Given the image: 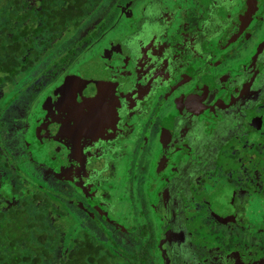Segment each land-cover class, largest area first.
I'll return each instance as SVG.
<instances>
[{
	"label": "flooded vegetation",
	"instance_id": "af4514ba",
	"mask_svg": "<svg viewBox=\"0 0 264 264\" xmlns=\"http://www.w3.org/2000/svg\"><path fill=\"white\" fill-rule=\"evenodd\" d=\"M82 1L0 85V189L55 201L93 264H264V0Z\"/></svg>",
	"mask_w": 264,
	"mask_h": 264
},
{
	"label": "trees",
	"instance_id": "16d2710c",
	"mask_svg": "<svg viewBox=\"0 0 264 264\" xmlns=\"http://www.w3.org/2000/svg\"><path fill=\"white\" fill-rule=\"evenodd\" d=\"M53 3L55 2L51 0L43 2L40 10L46 12L40 15L33 10L34 7L23 11L20 5L25 3L21 0H0V85H12L19 70L31 66V62L37 57L35 48L30 55L24 57L25 60L20 58H23L22 54L27 46H34L32 43L35 44L41 25L48 32L44 34L48 37L44 36L46 39L42 43L49 46L62 26L77 20L72 16L71 9L74 7L75 12L79 10L80 4H84L82 0H67L59 2L58 5L62 8L54 10L56 5ZM44 4L49 6L48 10ZM29 13L32 14L28 16ZM53 19H57V23ZM18 190L0 189V194L15 197L9 198L7 202H0V264L94 263L93 244L87 241L89 238L86 236L76 241L72 251L66 252L68 243L62 240L65 227L61 221L55 224L52 222L63 218L59 211V217L54 216L52 220L54 208L50 202L53 200L45 194L39 197L35 191L28 195L23 192L18 195ZM56 253L60 256L54 263Z\"/></svg>",
	"mask_w": 264,
	"mask_h": 264
},
{
	"label": "rangeland",
	"instance_id": "374dc122",
	"mask_svg": "<svg viewBox=\"0 0 264 264\" xmlns=\"http://www.w3.org/2000/svg\"><path fill=\"white\" fill-rule=\"evenodd\" d=\"M108 3H110V4H113V2H112V0H105L104 1V3H103V5L105 6V7H107V6H110V4H108ZM124 3V2H123ZM117 7V6H116ZM116 15V14H115ZM83 34V30L81 31V32H79V35H82ZM79 35L77 36V37H79ZM65 38H63V39H58L57 41H56V43H58L59 44V42L62 40V41H68V42H71L74 38H75V34H73L72 32H70L69 34H64L63 35ZM62 36V37H63ZM57 45V44H56ZM48 55H49V57L50 58H52V56H50V54H52V52H49V53H47ZM82 56V53H80L79 52V50H77L76 52H75V58L76 57H81ZM35 70V69H34ZM34 70L32 71V72H26V73H24V76H20V77H18L15 81H16V83L14 84V86H13V90H18V89H20L21 87H23L24 85H26L27 84V82H28V80H30L31 79V75L33 74V72H34ZM35 73V72H34ZM32 84V83H31ZM9 88H10V85L8 86ZM6 89H7V87L6 86H4L3 88H1L0 89V92L1 93H3L4 91H6ZM3 91V92H2ZM256 204V203H255ZM258 206H260V205H258ZM66 236H67V231H65V233H63L62 234V238L63 239H65L66 238ZM196 236V235H195ZM57 253H59L58 251H57ZM56 253V254H57ZM58 255L60 256V254H57L56 255V258H55V261H53L54 263H56L57 262V259H58Z\"/></svg>",
	"mask_w": 264,
	"mask_h": 264
}]
</instances>
